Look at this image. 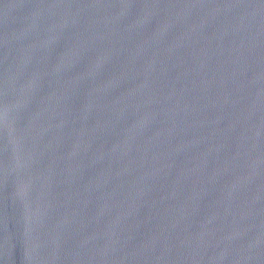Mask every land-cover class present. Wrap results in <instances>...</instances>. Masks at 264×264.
Masks as SVG:
<instances>
[{"label": "water", "instance_id": "obj_1", "mask_svg": "<svg viewBox=\"0 0 264 264\" xmlns=\"http://www.w3.org/2000/svg\"><path fill=\"white\" fill-rule=\"evenodd\" d=\"M0 264H264V0H0Z\"/></svg>", "mask_w": 264, "mask_h": 264}]
</instances>
